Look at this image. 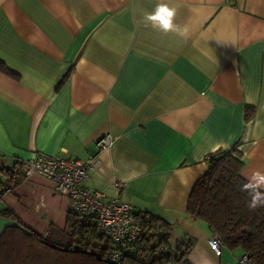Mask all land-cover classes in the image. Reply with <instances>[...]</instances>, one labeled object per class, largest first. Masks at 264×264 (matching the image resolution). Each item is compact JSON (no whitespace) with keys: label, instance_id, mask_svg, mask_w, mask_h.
Masks as SVG:
<instances>
[{"label":"crops","instance_id":"obj_1","mask_svg":"<svg viewBox=\"0 0 264 264\" xmlns=\"http://www.w3.org/2000/svg\"><path fill=\"white\" fill-rule=\"evenodd\" d=\"M161 2L186 38L145 26ZM0 69V166L85 160L109 134L84 186L169 224L172 248L192 239L189 264H237L186 204L218 150L237 149L244 180L264 171V0H0ZM18 179L0 176V212L40 236L65 230L53 182ZM15 224L0 215V234Z\"/></svg>","mask_w":264,"mask_h":264},{"label":"trees","instance_id":"obj_2","mask_svg":"<svg viewBox=\"0 0 264 264\" xmlns=\"http://www.w3.org/2000/svg\"><path fill=\"white\" fill-rule=\"evenodd\" d=\"M250 114L247 108L246 118ZM206 163L205 173L188 197L187 214L205 223L224 247L240 249L249 264H264V207L255 211L247 207L250 197L240 190L245 182L240 175L244 164L241 154L236 148L218 150L207 157ZM2 175L16 184L18 175L23 176L21 164L0 166ZM5 188L0 180V193ZM0 215L16 223L0 234V264H189L187 256L194 246L192 239H185L172 248L169 224L148 214L134 213L141 232L116 262L108 258L114 249L111 241L97 232L93 220L81 222L69 211L65 230L51 226L40 236L24 227L8 208Z\"/></svg>","mask_w":264,"mask_h":264},{"label":"built area","instance_id":"obj_3","mask_svg":"<svg viewBox=\"0 0 264 264\" xmlns=\"http://www.w3.org/2000/svg\"><path fill=\"white\" fill-rule=\"evenodd\" d=\"M112 142L111 135H104L94 144V154L85 160L38 154L33 159L21 163V173L24 179L33 174L50 179L54 185V193L67 198L69 211L81 222L93 220L97 232L111 241L114 249L108 258L118 262L122 251L139 236L141 223L134 216L131 205L119 197L108 198L103 193L84 186L88 174L98 167V154ZM116 187L120 188L121 184L117 182ZM208 245L215 255H221L224 245L217 236H212ZM237 264H249V261L242 255Z\"/></svg>","mask_w":264,"mask_h":264},{"label":"clouds","instance_id":"obj_4","mask_svg":"<svg viewBox=\"0 0 264 264\" xmlns=\"http://www.w3.org/2000/svg\"><path fill=\"white\" fill-rule=\"evenodd\" d=\"M177 10L168 3H158L153 11L144 14L145 26L158 30L163 34L175 33L176 35L186 38L188 29L176 22ZM245 182L241 186V191L248 193L250 199L247 207L251 211L264 207V171L254 170L251 174L245 173ZM202 264H210L205 259Z\"/></svg>","mask_w":264,"mask_h":264}]
</instances>
